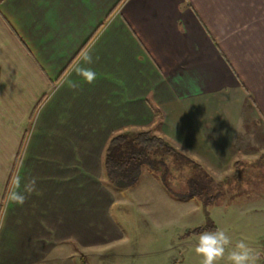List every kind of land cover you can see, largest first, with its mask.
Returning <instances> with one entry per match:
<instances>
[{"label":"crops","instance_id":"0c3cea01","mask_svg":"<svg viewBox=\"0 0 264 264\" xmlns=\"http://www.w3.org/2000/svg\"><path fill=\"white\" fill-rule=\"evenodd\" d=\"M86 49L93 84L74 71ZM124 130H152L191 159L166 157L185 191L207 174L215 195L262 161L264 0H0V264H50L66 246L89 262L125 236L112 207L146 179L144 197L202 201L147 169L110 185L105 147ZM17 177L22 192L36 179L22 206L7 198Z\"/></svg>","mask_w":264,"mask_h":264},{"label":"rangeland","instance_id":"374dc122","mask_svg":"<svg viewBox=\"0 0 264 264\" xmlns=\"http://www.w3.org/2000/svg\"><path fill=\"white\" fill-rule=\"evenodd\" d=\"M243 168L240 180L230 176L222 191L211 198L212 205L208 199L214 192L188 204L167 202L160 196L154 199L150 194L144 197L145 182L149 184L146 179L133 194L128 189L127 195L116 197L112 207L114 219L125 234L123 238L98 248L87 263L82 262V253L76 258L79 252L61 247L51 255L50 264H201L202 258L194 248L202 232L195 230L211 225L213 220L231 237L233 246L243 239L261 254L257 264H264V210L252 208L264 203V159L246 163ZM180 179L184 177H175L174 182L169 178L166 184L176 196L190 195L193 188L189 185L187 191L181 190ZM116 191L115 196H119L120 189ZM208 216L213 220L207 222ZM217 264H230L227 253Z\"/></svg>","mask_w":264,"mask_h":264},{"label":"trees","instance_id":"16d2710c","mask_svg":"<svg viewBox=\"0 0 264 264\" xmlns=\"http://www.w3.org/2000/svg\"><path fill=\"white\" fill-rule=\"evenodd\" d=\"M169 156H174L176 162L191 161L152 130L115 132L107 141L103 155V167L107 182L115 188H130L139 181L143 171L147 169L163 182L169 193L175 195L173 189L166 184L170 169L166 157ZM195 166L201 168L200 164H195ZM189 184L193 188V192L190 195L178 196L179 198H205L211 190L212 178L207 174L206 176L201 174L191 178ZM211 198L214 199L215 196L211 195L208 199L210 203L213 202ZM211 225L199 227L195 232H203L211 228Z\"/></svg>","mask_w":264,"mask_h":264},{"label":"clouds","instance_id":"9594fccd","mask_svg":"<svg viewBox=\"0 0 264 264\" xmlns=\"http://www.w3.org/2000/svg\"><path fill=\"white\" fill-rule=\"evenodd\" d=\"M93 56L90 49H86L80 53L77 63L74 67L75 73L83 78L88 84H93L96 80V73L82 64H92ZM36 179L33 178L28 182V186L24 192L20 191L21 179L16 178L15 187L8 193L9 202L22 206L28 195L35 191ZM195 254L202 258L201 264H217L223 260L227 253V260L230 264H257L260 259V253L243 240H239L233 246L231 237L223 230H207L199 234L198 242L194 248Z\"/></svg>","mask_w":264,"mask_h":264}]
</instances>
